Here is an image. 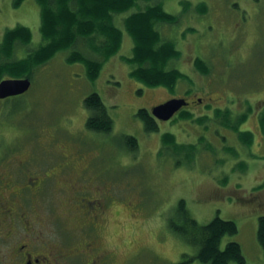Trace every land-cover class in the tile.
<instances>
[{
	"label": "rangeland",
	"instance_id": "obj_1",
	"mask_svg": "<svg viewBox=\"0 0 264 264\" xmlns=\"http://www.w3.org/2000/svg\"><path fill=\"white\" fill-rule=\"evenodd\" d=\"M14 2L0 0V43L7 30L29 27L31 42L15 49L14 58L22 59L46 40L38 1L24 0L20 6ZM138 3L132 11L161 3L177 18L157 25L179 53L167 68L185 76L174 91L147 86L131 75L135 64L123 59L132 57L135 46L124 27L129 12L115 15L124 30L117 54L106 59L83 39L77 46L102 61L94 81L83 63L67 61L72 50H61L30 70L33 84L26 94L0 99V161L30 156L36 164L55 166L67 153L74 167L61 176L75 179L85 158L92 160L87 176L111 188L108 241L120 263L131 258L130 264H208L197 258L199 246L168 222L185 199L201 224L217 216L234 220L239 232L225 236L222 247L236 240L246 264H264L258 239V220L264 214V0ZM200 3L205 13L199 11ZM197 58L209 68L206 72L196 65ZM93 92L101 95L113 119L108 133L86 126L90 111L85 99ZM172 97L196 101L186 107L192 118L179 112L170 121L157 120L158 131H148L138 111H151ZM198 97L203 102H197ZM242 115L247 116L243 123ZM227 123L251 131L250 144ZM166 133L175 136L177 145L164 143ZM126 135L137 138L135 150L126 144ZM73 195L53 188L47 227H61L63 221L67 234L77 232V217L59 218L63 212L76 216Z\"/></svg>",
	"mask_w": 264,
	"mask_h": 264
},
{
	"label": "trees",
	"instance_id": "obj_2",
	"mask_svg": "<svg viewBox=\"0 0 264 264\" xmlns=\"http://www.w3.org/2000/svg\"><path fill=\"white\" fill-rule=\"evenodd\" d=\"M24 0H15L14 5L20 6ZM41 7V32L46 43L33 50L27 57L15 59L17 44H29L32 39L31 29L19 25L9 29L0 43V81L10 78L29 77L32 80L33 67L46 63L61 50H72L67 58L69 63L80 62L87 68L89 79L94 81L100 72L102 61L94 60L77 49L79 40L83 39L96 52H102L106 59L117 54L121 48L124 30L115 22V15L129 12L125 16V30L132 36L135 46L131 58L124 60L134 63L131 75L147 86H168L174 91L179 79L185 78L176 69H168L169 61L179 55L175 42L163 39L157 25L161 22H175L174 14L164 9L161 3L151 4L144 9L132 11L138 6L139 0H37ZM151 1V0H146ZM199 11L205 13L206 6L198 4ZM131 10V12H130ZM99 38L100 41H99ZM196 65L206 72L209 68L196 59ZM208 69H207V68ZM31 73V74H30ZM7 75V76H6ZM85 105L90 111L86 126L96 132L108 133L113 129V119L97 92L91 93L85 99ZM223 112L217 110V114ZM148 131H158L159 124L152 110L141 108L137 114ZM181 115L190 117L191 113L183 109ZM247 119L241 116V123ZM264 127V116L261 121ZM231 126L238 131L241 139L250 144L251 131H240L238 124ZM126 144L130 149L138 147L135 136L126 135ZM164 143L175 144V136L164 134ZM171 228L185 238L197 244L199 251L197 258L208 264H246L247 258L240 242L230 240L225 247L222 241L225 236L235 235L239 232L238 224L231 219L215 217L206 224H201L194 218L182 199L178 207L168 220ZM258 239L264 250V214L258 220Z\"/></svg>",
	"mask_w": 264,
	"mask_h": 264
},
{
	"label": "flooded vegetation",
	"instance_id": "obj_3",
	"mask_svg": "<svg viewBox=\"0 0 264 264\" xmlns=\"http://www.w3.org/2000/svg\"><path fill=\"white\" fill-rule=\"evenodd\" d=\"M187 101L180 111L196 103ZM197 102H203V97ZM31 158L13 156L0 161V264H130L131 258L118 262L114 247L109 246L112 192L109 186L98 185L87 176L92 160L85 158L78 178L72 179L61 176L74 167L67 153L55 166L36 164ZM54 187L74 194L71 201L76 216L71 212L59 216L61 220L77 217L74 235L67 234L63 221L61 227H47L45 213L53 204Z\"/></svg>",
	"mask_w": 264,
	"mask_h": 264
},
{
	"label": "water",
	"instance_id": "obj_4",
	"mask_svg": "<svg viewBox=\"0 0 264 264\" xmlns=\"http://www.w3.org/2000/svg\"><path fill=\"white\" fill-rule=\"evenodd\" d=\"M32 87V80L29 77L6 78L0 81V99L19 96L27 93ZM188 105L186 98L174 97L153 107V115L161 120L168 121Z\"/></svg>",
	"mask_w": 264,
	"mask_h": 264
}]
</instances>
